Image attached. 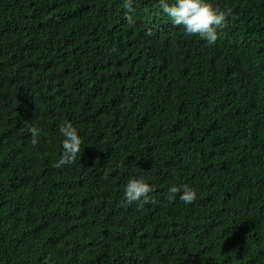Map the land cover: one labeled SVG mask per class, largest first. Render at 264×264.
Instances as JSON below:
<instances>
[{
    "label": "trees",
    "instance_id": "16d2710c",
    "mask_svg": "<svg viewBox=\"0 0 264 264\" xmlns=\"http://www.w3.org/2000/svg\"><path fill=\"white\" fill-rule=\"evenodd\" d=\"M132 2L133 13L125 0L93 4L81 41L65 45L64 22L41 23L50 6L0 0V264H264V0H208L232 10L212 45L159 0ZM82 42L79 67L62 45ZM65 121L83 144L55 168ZM136 174L155 205L123 206ZM183 185L195 202L166 198Z\"/></svg>",
    "mask_w": 264,
    "mask_h": 264
},
{
    "label": "clouds",
    "instance_id": "9594fccd",
    "mask_svg": "<svg viewBox=\"0 0 264 264\" xmlns=\"http://www.w3.org/2000/svg\"><path fill=\"white\" fill-rule=\"evenodd\" d=\"M42 4H46L52 8L49 14L41 17V23L50 27L54 21H62L65 26H59L60 32L55 33L56 36L64 39V44L69 45L72 42L81 41L76 38L81 29L85 26L87 16L86 13L88 8L93 4L101 0H40ZM124 7L127 9V13H133L135 9L133 8L132 0H125ZM158 7L162 9L163 13L167 14L171 18L174 26L183 27L186 34L191 36H199L202 40L207 42V45L214 44L219 39V32L227 27L229 23V17L232 16V10H221L218 6H214L209 3L208 0H175L174 4H169L167 0H159ZM126 13V19L129 23L132 22V15ZM106 28V26L101 29ZM151 34L150 32L148 33ZM62 45V53H75V58L78 60L79 67H83L86 63L85 53L88 49V44L82 42V44L77 47H70L69 49ZM123 52V51H120ZM128 53L123 56H127ZM261 57L254 62L252 67H255L260 72ZM120 65L110 64L108 69L104 71L101 75L104 77H109L115 73ZM94 61L89 62L86 65V69H94ZM79 69L72 71H64L62 74H72L78 72ZM245 80H246V74ZM111 77L106 78L100 84L99 88L101 92L109 94L111 92ZM71 92L74 96L84 99V94L77 87H70ZM59 88L57 87L47 91L50 96H56L58 94ZM228 103V101H226ZM60 133L63 135L64 139L62 141L63 152L61 158L57 163L53 165L55 168H60L64 165L73 164L78 155L81 153V147L83 141L78 134L77 129L70 122H63L60 125ZM29 132L32 136V144L35 146L38 143L37 137L41 133V129L36 127H29ZM152 153V148L146 147L144 149V161L141 168H146L150 166V155ZM152 165V164H151ZM154 192L153 186H151L146 177L142 175L134 176L129 179L124 188V198L125 202L123 206L137 204V209H142L145 205L151 203L155 205L157 200L152 195ZM180 193L179 199L185 204H192L197 199V192L188 185L183 186H172L168 189L166 198L169 201H174L176 195Z\"/></svg>",
    "mask_w": 264,
    "mask_h": 264
}]
</instances>
